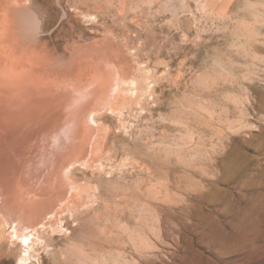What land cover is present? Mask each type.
<instances>
[{"label":"rangeland","instance_id":"obj_1","mask_svg":"<svg viewBox=\"0 0 264 264\" xmlns=\"http://www.w3.org/2000/svg\"><path fill=\"white\" fill-rule=\"evenodd\" d=\"M0 41L140 87L100 116L97 168L77 165L87 205L45 215L30 245L0 213V264H264V0H0Z\"/></svg>","mask_w":264,"mask_h":264},{"label":"bare ground","instance_id":"obj_2","mask_svg":"<svg viewBox=\"0 0 264 264\" xmlns=\"http://www.w3.org/2000/svg\"><path fill=\"white\" fill-rule=\"evenodd\" d=\"M10 51L0 41V213L16 239L30 245L32 236L40 240L44 235L39 232L48 230L41 222L45 215L50 219L59 209L74 213L86 204L92 185L87 179L78 184L77 165L97 168L109 137L99 125L100 116L125 100L117 97L123 87L132 89L135 98L140 87L102 58L76 59L58 73ZM12 211L19 221H13ZM30 214L36 220L24 226L22 219ZM29 255L27 251L21 262Z\"/></svg>","mask_w":264,"mask_h":264}]
</instances>
